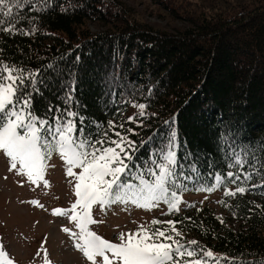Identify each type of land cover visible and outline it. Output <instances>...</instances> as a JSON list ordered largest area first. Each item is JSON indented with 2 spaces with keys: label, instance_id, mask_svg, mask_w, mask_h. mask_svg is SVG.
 I'll use <instances>...</instances> for the list:
<instances>
[{
  "label": "trees",
  "instance_id": "16d2710c",
  "mask_svg": "<svg viewBox=\"0 0 264 264\" xmlns=\"http://www.w3.org/2000/svg\"><path fill=\"white\" fill-rule=\"evenodd\" d=\"M149 1L157 16L173 22L169 29L147 22L127 0H56L55 9L44 12L38 11L39 4L31 10L26 5L20 15L35 16L38 31L12 36L0 30V61L42 69V95L34 98L38 114L49 102L60 103L62 96L61 75L44 66L56 62L65 69L63 79L68 69L74 70L77 110L89 121L106 122L118 119L112 115L115 108L109 105L105 83L115 70L113 54L118 50L115 64L121 81L143 86L145 93L128 94L124 115L136 111L133 100L147 103V111L157 113L149 118L148 129L137 131L144 137L153 129L165 131L162 121L172 118L180 157L191 153L201 175L210 171V163L223 170L217 143L222 122H235L244 142L264 141V0ZM60 5L65 12H60ZM20 26L32 27L27 21ZM149 85L154 88L150 98ZM138 155L147 156V147ZM211 182L204 180L203 186ZM252 182L259 183L256 178ZM218 189L222 193L217 200L201 203L186 199L199 193L190 185L180 193L179 213L156 218L180 220L176 227L185 239H196L216 257L264 258V207L253 208L264 206V187L231 198L223 196V187ZM222 198L232 207L218 203ZM188 202L193 206L187 207ZM150 222L146 226L154 227Z\"/></svg>",
  "mask_w": 264,
  "mask_h": 264
},
{
  "label": "snow or ice",
  "instance_id": "6c2138e0",
  "mask_svg": "<svg viewBox=\"0 0 264 264\" xmlns=\"http://www.w3.org/2000/svg\"><path fill=\"white\" fill-rule=\"evenodd\" d=\"M38 4L39 12L54 10L56 0H37V3L0 0V30L12 36L36 33V17L21 16L20 10L26 5L31 10ZM59 8L61 13L66 11L64 5ZM25 21L32 25L30 29L20 26ZM118 58V50H114L115 70L105 77L106 95H111L109 105L115 108L112 115L118 119L106 122L89 121L77 110L74 70L68 69L67 79H63L65 69L56 62L44 66L61 75L62 96L60 103L49 102L43 113L38 114L34 98L42 95V69L32 70L0 61V156L4 157L6 172L17 176L21 185L47 187L46 170L54 167L51 158H59L74 198L69 206L53 207L51 213L70 222L71 226L61 224V230L82 253L85 264H264V258L258 255L239 261L224 255L214 256L211 249L196 239H185L176 227L180 220L153 217L150 224L154 227L138 224L134 230L118 231L114 239H106L93 230L92 226L100 222L94 219V206L105 210L114 204H131L152 209L162 202L166 205L164 215L179 213L183 199L180 193L189 190L190 185L194 190L209 193L223 187V196L229 198L243 197L264 187V141L244 142L235 122H222L217 137L223 170H217L216 165L210 163L206 175L199 174V165L191 153L185 152L183 158L180 157L181 145L172 118L162 121L165 131L153 129L147 137L142 136L137 129H148L149 118L156 117L157 113L148 112L147 103L133 100L136 111L124 115L128 94L134 96L139 92L143 96L145 93L143 86L121 81L119 65L115 64ZM153 91L149 85V98ZM132 136H139V141ZM145 147L147 156H139ZM254 178L259 183H253ZM207 179H211V185L203 186ZM229 183L234 187H228ZM30 203L44 209L36 199ZM218 203L232 207L223 198ZM186 206L193 205L188 202ZM261 207L264 206L253 205L256 209ZM184 219L191 221L192 218ZM220 223L223 224L222 219ZM35 257L37 264H53L43 240ZM0 264H17L2 242Z\"/></svg>",
  "mask_w": 264,
  "mask_h": 264
},
{
  "label": "rangeland",
  "instance_id": "374dc122",
  "mask_svg": "<svg viewBox=\"0 0 264 264\" xmlns=\"http://www.w3.org/2000/svg\"><path fill=\"white\" fill-rule=\"evenodd\" d=\"M127 1L147 22L167 29L173 25L171 20L157 16L155 5L149 0ZM91 29L95 30L94 27ZM51 164L54 167H49L45 173L49 181L47 187L21 185L17 176L6 172L4 157L0 156V242L17 264H37L35 252L42 240L53 264H85L82 253L71 245L69 237L61 230V224L71 226L70 222L51 213L53 207L69 206L74 198L59 158H51ZM220 193L222 192L216 188L210 193L199 191L186 199L214 201L219 198ZM32 199L43 204L44 209L32 205ZM160 203L152 209L131 204L110 205L105 210L94 206V219L100 222L92 226L93 230L106 239H114V234H118V231L134 230L138 224L146 226L153 217L163 213L166 208Z\"/></svg>",
  "mask_w": 264,
  "mask_h": 264
}]
</instances>
